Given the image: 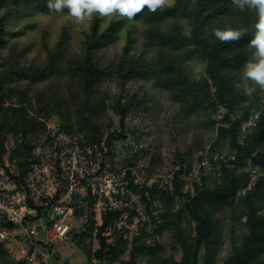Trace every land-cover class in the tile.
Masks as SVG:
<instances>
[{
  "label": "trees",
  "instance_id": "1",
  "mask_svg": "<svg viewBox=\"0 0 264 264\" xmlns=\"http://www.w3.org/2000/svg\"><path fill=\"white\" fill-rule=\"evenodd\" d=\"M53 2L0 0V8L5 9L0 15V45L6 30L4 21L9 16L36 11L50 14L54 11L47 6ZM64 11L68 12L67 9ZM117 16L104 26L105 16L94 12L90 26L84 30L82 50L77 55L71 56L66 52L68 29L64 27L57 42L52 47L46 45L47 54L42 62L26 64L14 56L0 61V112L3 111L0 115V158L5 153L7 136L14 133L21 138L13 153L18 158V173L25 174L34 163L39 162V157L33 152L36 144L32 138L45 129L46 125L40 120L43 114H57L62 131L70 136H82L88 144L101 143L105 139L106 144L112 146L115 138H126L125 116L133 107L137 94H132L127 104L122 103L121 96L114 100L121 128L106 133L105 128L111 125L105 121L108 101L106 94L99 90L106 76L121 78L122 82L150 79L179 102L188 115L194 111L211 110L213 116L223 106L225 112L218 120L222 124L217 126V138L209 147V159L218 166V176L211 182L203 176L202 186L195 183L193 194L183 191L181 176L180 180L177 176L174 180V189L184 198V209L196 227L195 237L190 241L184 239L181 244L183 254L179 264H215L211 237L216 220L212 208L225 209L226 206L233 218H244L241 221L244 229L232 242L221 264H264V211H261L264 207V90L247 81L256 90L246 95L243 88L235 86L241 83L243 65L251 56L247 45L257 21L256 10L246 8L240 11L232 0H172L155 13L145 7L131 19L144 25V47L139 55L134 56L130 52L137 40L134 26L128 29L127 42L119 54V61L102 65L103 58L99 52L116 42L119 31L130 20L119 14ZM226 27L244 31V35L238 41L221 43L213 32ZM197 62L202 64V68L195 73ZM56 76L64 77L62 84L53 82ZM13 98L18 102L6 108V100ZM29 108L34 112L30 113ZM237 113L239 116L234 118ZM255 116L251 133L241 143V125ZM216 122L217 119L208 117L211 127ZM222 139L227 140L229 154L235 155L236 160L255 153L253 161L262 167L261 175L243 193L239 191L250 179L244 164L237 161L217 163L214 160V155L219 156L217 153L221 152L217 145ZM184 160L180 155V161ZM183 162L180 175L186 168ZM200 168L204 172L205 168ZM173 191L158 192L161 198H172ZM121 214V209L103 214L97 233L100 245L95 251L96 258L101 262L113 261L116 257L118 245L108 242L101 234ZM39 215L41 212L32 220ZM5 225L8 226L7 223L1 224ZM46 246L47 250L51 247ZM202 250L203 262L200 261ZM0 264L26 262L14 257L0 242ZM122 264H131V261Z\"/></svg>",
  "mask_w": 264,
  "mask_h": 264
},
{
  "label": "rangeland",
  "instance_id": "2",
  "mask_svg": "<svg viewBox=\"0 0 264 264\" xmlns=\"http://www.w3.org/2000/svg\"><path fill=\"white\" fill-rule=\"evenodd\" d=\"M4 10L0 8V15ZM117 14L105 16L102 24L105 26L112 17H118ZM91 20L92 15L85 16L84 20H77L64 10L50 14L36 11L11 15L4 21L6 30L1 37L0 61L12 59L14 56L17 57L16 60L26 64L42 62L47 54L46 45L52 47L64 27L68 29L66 52L71 56L77 55L82 50L84 30L90 26ZM134 26L137 29V40L130 52L134 56L139 55L144 47V25L140 21L127 20L126 25L119 31L116 42L99 52L103 58L102 65L116 64L119 61V54L123 52L127 42L128 29ZM151 52L155 53L154 50ZM201 68L202 64L197 62L195 73ZM58 77H54L53 82L62 84L64 77ZM99 90L106 94L108 101V117L105 121L111 125L105 128L106 133L121 128L119 112L114 110V100L121 96L122 103L127 104L129 97L137 94L133 107L125 116L126 138H115L112 146H108L105 139H102L101 143L88 144L82 136H70L62 131L57 114H43L40 120L46 126L43 132L32 138L36 144L33 152L39 157V162L43 159L44 163L51 165L56 137L60 139L65 137L64 140L67 137L70 138L69 140L72 139L71 141L78 142L82 147L100 145L101 148L99 146L96 149L99 150L103 162L110 164L114 175H118L126 167L133 169L148 182L150 179L157 181L159 179L163 182L166 176L171 175L170 190H174L172 198H161V193L158 192L169 188L152 186L146 195H142L139 206L134 204L122 206L121 216L112 220L101 236L106 237L108 242L118 245V252L113 260L116 264L130 261L131 264H179L183 254L181 244L184 239L190 241L195 237L196 227L195 222L189 218L184 209V198H181L174 189V180L176 176L180 180L181 176L184 181L183 191L193 194L196 189L195 183L199 187L202 186L203 176L208 177L207 182L218 176V166L213 165L209 159V147L217 138V126L222 124L218 120L222 118L225 109L223 106L220 107L213 116L211 110L194 111L188 115L179 102L150 79H129L122 82L121 78L106 76L100 83ZM17 102L16 98L6 100L4 106L7 108ZM29 111L34 112L32 108H29ZM2 113L3 111L0 115ZM209 116L217 119L213 127L208 123ZM20 141L21 138L16 134L8 135L5 140V153L0 158L8 162L14 171H19L18 158L14 157L13 153ZM228 144L226 139L219 141L217 145L221 151L217 153L219 156L230 155ZM55 147H58V143ZM180 155L185 159V162H182L186 166L185 173L182 172L181 175ZM202 159L208 161L207 165H201ZM244 166L248 169L245 164ZM200 167L205 168L204 172ZM261 173L262 167L258 171L259 175ZM46 179L50 182L56 180L52 172L46 176ZM252 182L251 179L247 184L244 182L239 193L251 187ZM153 190L155 192L152 194ZM97 202V199L88 197L85 205L76 209L71 232L62 239H52L51 247L47 250V263L40 260L36 264H95V261L99 260L95 254L100 245L97 233L105 213L102 205ZM212 211L216 220L215 231L211 237L216 255L214 262L221 264L223 258L228 255L232 242L243 231L241 221H244V218L241 220L233 218L227 206L225 209L213 207ZM261 211H264V207ZM53 234L54 232L51 231V235ZM43 235L44 232L41 231L40 236ZM0 242H3L4 247L11 252L8 244H14L15 240L10 237ZM203 252L204 250L200 255L201 262H203ZM14 253L11 252L15 257Z\"/></svg>",
  "mask_w": 264,
  "mask_h": 264
},
{
  "label": "built area",
  "instance_id": "3",
  "mask_svg": "<svg viewBox=\"0 0 264 264\" xmlns=\"http://www.w3.org/2000/svg\"><path fill=\"white\" fill-rule=\"evenodd\" d=\"M238 116L237 113L234 118ZM255 121L256 116L241 125V143L251 133ZM64 138L56 137L51 165L42 159L23 175L0 159V241L13 237L15 243H9V249L15 252L17 259L27 264H36L40 260L47 263L46 245H51L52 239H62L71 232L75 211L85 205L88 197L97 199V204H101L102 210L107 213L126 204L139 206L142 195H146L152 186L172 189L171 175L164 178V184L159 179L145 181L129 167L114 175L110 164L103 162L96 149L100 145L82 147L69 137H66V141ZM57 143L58 147H55ZM254 155L241 160H236L235 155H220L215 156L214 160L217 163L231 164L237 161L245 164L250 170L251 181H254L261 167L260 163H253ZM207 162L202 159L201 165H207ZM185 171L186 168H183V174ZM51 172L56 178L54 182L46 179ZM39 212L41 215L32 220ZM2 223L8 226H1ZM41 231L44 232L43 236H40ZM95 264L116 263L97 260Z\"/></svg>",
  "mask_w": 264,
  "mask_h": 264
},
{
  "label": "clouds",
  "instance_id": "4",
  "mask_svg": "<svg viewBox=\"0 0 264 264\" xmlns=\"http://www.w3.org/2000/svg\"><path fill=\"white\" fill-rule=\"evenodd\" d=\"M169 3L170 0H54L47 7L54 12L67 9L77 20H84L85 16H91L94 12L101 16L118 13L131 20L145 7L155 13ZM232 4L240 11L253 8L257 13L253 36L247 45L251 56L243 65L241 83L235 85L243 88L246 95H251L256 89L249 86L247 81L264 90V0H232ZM213 34L221 43H230L241 39L244 31L226 27L215 29Z\"/></svg>",
  "mask_w": 264,
  "mask_h": 264
}]
</instances>
